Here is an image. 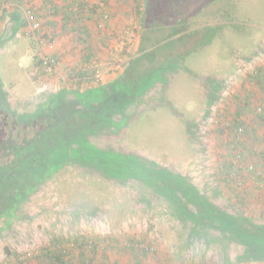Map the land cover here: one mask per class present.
<instances>
[{"label":"rangeland","instance_id":"1","mask_svg":"<svg viewBox=\"0 0 264 264\" xmlns=\"http://www.w3.org/2000/svg\"><path fill=\"white\" fill-rule=\"evenodd\" d=\"M160 1L110 0L106 5L111 16L109 27L96 35L91 31L88 46L96 53L93 68L104 85L123 83L122 76L133 58V76L145 78L137 93L132 91L133 104L123 108L127 116L120 126L114 132L95 130L98 134L89 139L97 146L106 144L140 152L187 175L216 205L235 213L239 206L219 180L217 159L230 140L228 126L237 113L249 130L257 126L264 131V121L257 116L264 91L248 80L256 66H264V0H184L177 9L187 22L173 26L167 18L171 13L169 1ZM15 7L16 2L8 1L0 9V15L8 10L0 20V83L10 105L23 113L37 110L63 86L71 90L65 95L72 97L76 87L68 82L60 86L54 75L40 74L36 78L31 67L40 57H46L45 52L58 53L62 56L58 70L66 73L67 67L80 60L84 49L79 42L78 24L74 22V29H64L58 15L60 23L56 27L44 26V31L56 40L55 49H40L34 39L23 34V29L13 34ZM84 23H88L86 19ZM141 38L148 46L145 51ZM6 107L0 95V109ZM10 117L0 113V132L10 137L13 130L20 144L25 130L21 125L17 130L10 129ZM22 178V172L17 174L16 187L25 182ZM5 192L2 189L0 195ZM257 193L258 197L247 196L249 205L242 210L259 224L264 223V194ZM4 197L0 196V204ZM161 206L154 199L147 207L138 201L134 188L107 184L96 174L67 165L41 183L9 222L0 218V264H16L13 253L28 255L18 264H41L35 255L55 235L65 234L70 213L77 210L86 212L75 220L77 231L110 235L120 241L128 234H149L157 251L148 259L150 264H186L195 255H205L206 264H256L242 259L245 246L236 241L228 246L213 242L208 247L207 237L194 235L188 239L192 245L186 247L187 236L180 231V224L166 218ZM151 222L155 223L153 230L149 229ZM113 246L98 259L106 255L114 264H133L128 254L117 253Z\"/></svg>","mask_w":264,"mask_h":264},{"label":"trees","instance_id":"2","mask_svg":"<svg viewBox=\"0 0 264 264\" xmlns=\"http://www.w3.org/2000/svg\"><path fill=\"white\" fill-rule=\"evenodd\" d=\"M8 1L16 2L14 8L16 18L13 17L12 20L16 21L17 25L13 23L15 25L12 29L13 34L23 29V34L27 33L40 49L45 50L46 45L40 40L41 34L46 41H52L54 37L44 31V26L56 27L61 22L62 28L68 29L73 28L75 22L76 25L78 24L79 42L81 45L84 44V49L81 51L80 60L67 67L66 73L58 70L62 58L58 53L45 52V58L48 55L50 58L48 62H53L52 71L49 70V63L43 57L35 61L31 67L36 78L40 74L54 75L58 77L60 86L68 82L70 87H76L72 90L75 91L71 94L73 98L65 95L71 90L63 86L51 94L50 100L44 102L37 110L23 113L10 105L8 93L3 90V85L0 83V95L7 106L5 110L0 109V113H4L6 117L11 116L10 124L8 122V125L12 126H9L10 129L17 130L16 127L21 125L26 135L19 144L13 130H9L12 133L10 137H4L6 135L0 132L2 134L0 135V191L7 190L0 196L8 197H4L5 201L0 204V218L9 222L16 215V211L21 209L22 203L30 199L41 183L49 180L67 165H74L87 170L91 175H98L107 184L114 183L134 188L138 201L147 207H151L153 200L156 199L158 205H162L165 217L177 220L181 226L180 231L185 233L187 240L194 235L207 237L206 246L213 242L228 246L231 241H236L245 246L243 260L256 264L263 262L264 223L258 224L248 217L242 208L249 205L248 195L256 194L258 197L257 192L264 194V131L260 132L257 126L249 130L238 113L231 119V124L229 123L230 140L222 148L223 152L219 154L217 160L219 180L231 191L236 199V205L239 206L235 213L216 205L211 197L201 192L187 175L164 167L140 152L115 149L106 144L97 146L98 143L90 140L89 137L98 134L99 131L114 132L120 126L121 119L127 116L123 108L133 104L135 98L133 92L137 93L140 82L145 78L143 75L133 76L134 58L130 60L121 84L104 85L98 72L93 68L92 61L96 53L93 47L88 46V38L92 33L96 35L99 31H105L110 24L108 19L111 16L106 10L110 0H102L105 5L100 12L89 3V0H60V2L39 0L37 4L33 3L34 0H0V9H3ZM165 1H169L168 8L171 13L167 18L173 22L170 26L179 21L187 22L186 17H181L180 10L177 9L184 0ZM158 3L162 2L158 0ZM137 7L140 10V6ZM27 9L32 10L31 22L36 19L41 23L40 31L29 34ZM2 11L0 20L5 18L8 12L7 9ZM58 15L61 18L60 22ZM84 19L88 22L86 25ZM142 38L141 47L142 51H145L148 46H144ZM248 80L250 83L260 85L264 91V66H256L248 75ZM260 102L261 110L257 116L264 121V100ZM80 123L81 125H78ZM95 130L98 132L95 133ZM53 135L55 139H52ZM20 172L25 182L16 187L15 178ZM2 199L0 198V201ZM85 213L79 210L70 213L71 218L65 224V234L55 235V238L48 245L42 246L39 249L40 253L35 255L41 264H114L106 255H104L106 258L98 259L101 258L99 254L108 253L113 245L116 246L117 253L128 254L133 264H150L148 259L151 255L157 254L149 234L144 237L128 234L123 241H120L110 235L77 231L79 225L75 220ZM154 226L155 223L151 222L149 229L153 230ZM190 245L192 243L188 240L186 247ZM13 256L18 260L16 264L28 259V255L25 254L13 253ZM205 257V255L201 258L196 255L189 257L186 264H206L208 258ZM165 262L159 261L154 264H166Z\"/></svg>","mask_w":264,"mask_h":264},{"label":"built area","instance_id":"3","mask_svg":"<svg viewBox=\"0 0 264 264\" xmlns=\"http://www.w3.org/2000/svg\"><path fill=\"white\" fill-rule=\"evenodd\" d=\"M26 15H28L29 17V25H28V32L29 33H33V32H37L40 31L41 28V23L39 21H37L36 19H33L32 22L30 20L31 16H32V10L31 9H27L26 10ZM41 42L43 41L44 44L46 45V48L48 50H53L55 49V44H56V40H52V41H46V39L42 38V34L40 37ZM44 59L48 62V60L50 59L48 56L47 58L44 57ZM49 63V70L52 71L54 69L53 67V62H48Z\"/></svg>","mask_w":264,"mask_h":264},{"label":"crops","instance_id":"4","mask_svg":"<svg viewBox=\"0 0 264 264\" xmlns=\"http://www.w3.org/2000/svg\"><path fill=\"white\" fill-rule=\"evenodd\" d=\"M55 1H58V2H60V0H55ZM93 1V0H92ZM10 2V1H9ZM57 2V3H58ZM92 5L95 7V8H98V11L100 12V10L103 8V6L105 5L104 3H103V1L102 0H94L93 2H92ZM5 6V5H4ZM43 8V7H42ZM103 23V22H102ZM98 26H99V23H98ZM93 27H94V25H93Z\"/></svg>","mask_w":264,"mask_h":264}]
</instances>
